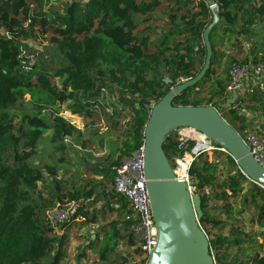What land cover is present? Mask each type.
<instances>
[{"label": "trees", "instance_id": "obj_1", "mask_svg": "<svg viewBox=\"0 0 264 264\" xmlns=\"http://www.w3.org/2000/svg\"><path fill=\"white\" fill-rule=\"evenodd\" d=\"M213 2L219 22L209 33L210 67L173 104L212 105L242 138L255 132L264 140V76L245 86L230 106L226 94L235 64L249 65L251 74L255 66L264 67V0ZM46 6V0H0V264H63L67 242L57 236L58 225L36 196L46 170L55 177L48 207L56 200L62 206L66 198L56 175L81 132L62 116V105L70 102L68 110L87 128L88 121L100 119L97 108L114 131L126 111L131 113L119 142L123 155L114 159L109 154L90 168L113 184L122 157L143 146L152 106L202 71L207 57L203 35L214 15L205 0H70L62 11ZM158 11L164 23L151 27ZM35 28L48 42L44 52L49 58L39 62L30 60L23 42ZM102 88L109 94L117 88L118 99L111 101ZM48 131L53 151L43 155L50 156L49 164L38 156ZM178 131L163 145L172 168L174 157L183 153L177 150ZM208 154L200 155L189 173L215 263L264 264V188L246 178L229 154ZM99 187L76 188L68 195L72 201L92 198ZM108 189L98 191L104 198L100 210L90 214L80 208L76 214L88 224L97 223L96 214L110 221L96 229L85 249L96 250L99 264H146L136 248L129 201ZM123 242L135 246L130 260L114 255Z\"/></svg>", "mask_w": 264, "mask_h": 264}, {"label": "water", "instance_id": "obj_2", "mask_svg": "<svg viewBox=\"0 0 264 264\" xmlns=\"http://www.w3.org/2000/svg\"><path fill=\"white\" fill-rule=\"evenodd\" d=\"M214 11L213 21L204 32L207 49L205 65L192 80L173 87L151 108L144 127V174L154 223L158 229L157 245L147 264H216L210 241L199 224L201 200L190 193L187 184L176 179L163 145L167 136L183 128L201 132L224 148L244 174L264 188V166L258 163L244 139L222 117L217 108L208 106H176L174 99L194 87L206 74L211 63L209 33L219 22V11L213 0H205ZM238 97L233 92L227 100L232 105Z\"/></svg>", "mask_w": 264, "mask_h": 264}, {"label": "rangeland", "instance_id": "obj_3", "mask_svg": "<svg viewBox=\"0 0 264 264\" xmlns=\"http://www.w3.org/2000/svg\"><path fill=\"white\" fill-rule=\"evenodd\" d=\"M68 1L70 0H46V8L53 11H62ZM163 17L164 14H162V11L156 12L153 17L154 19L149 22V25L151 27L162 26L164 23ZM160 30L162 31V29ZM23 42L26 55L30 58V60L39 62L42 60V58H49L48 55H45L47 53L44 52V48L48 47V42L36 28L34 29V36L24 40ZM254 79L255 78L251 73H249L248 69H244L242 83L240 84V87L237 91L238 95L244 94L246 90L245 86H248L251 84V82H254ZM226 94L228 98L232 95H229L227 92ZM108 98L111 101L117 100L118 89H113L108 95ZM69 105L70 102H66L62 105V116L75 127H77L78 130H80L81 135H76L74 137L73 149L69 153L65 154L67 159L64 163V168L56 175L57 181L62 188L61 193L66 194V198L62 206L73 202L71 197L68 195L69 191H73L76 188H91L93 184H96V186L100 185L92 198H81L78 201L81 205L80 208H82L83 211H89L91 214L94 209L100 210L102 207V202H104V198L101 197L102 195L99 194L98 191H101L103 187H107L109 188L108 191H111L113 184L111 182L109 183L107 180H102L99 176H94L91 173L90 168L95 165L93 163L100 164L109 154H112L114 159H118V157L123 155V153L119 151V142L121 141L122 133L125 131V127L131 118V113H129V110L126 111L125 118L120 120V126L115 131L110 128L109 123L106 122L100 115L101 112L99 114L100 119L88 121L89 126L87 128L85 127V123L82 118L68 110L67 107ZM247 114L250 115L249 112H247ZM254 126V128L259 127L258 123L254 124ZM50 137L51 131H48L44 135L43 141L39 146L38 156H44V152L50 153L53 151V146L50 144ZM67 139L70 141L69 138ZM83 142H85V146H83ZM208 156L210 158L212 157L211 152H209ZM126 158L128 157H122L121 162ZM44 161L49 164L50 156H44ZM226 168L227 167L222 168V172L227 173ZM44 172V177L38 184L36 196L39 199L40 206L44 209L43 212L49 215L52 211L59 207V203L56 200L53 206L48 207V204L53 202L51 199V194L55 186V177L46 170H44ZM92 180H96V182H92ZM78 212L80 211L78 210ZM75 217L77 216L75 215L65 223L59 224L55 227L57 236L61 237L63 240H66L65 242H67L63 264H99L98 256L95 255L96 250L85 248L89 246L91 243L90 241L95 238L93 233L96 231V229L110 221L105 222L99 214H96V224H88L85 221L83 222V218L80 215L76 218V220H74ZM112 218V216H109L110 220H112ZM133 248L135 249V246ZM133 248L127 246L123 242L120 244L114 255L116 258L117 256H123L130 260V258L135 257ZM80 252H84L83 257L79 256Z\"/></svg>", "mask_w": 264, "mask_h": 264}, {"label": "built area", "instance_id": "obj_4", "mask_svg": "<svg viewBox=\"0 0 264 264\" xmlns=\"http://www.w3.org/2000/svg\"><path fill=\"white\" fill-rule=\"evenodd\" d=\"M31 7L33 8V5ZM244 69H248L249 73H251V67L248 65H243L241 67L235 64L231 69L230 74L232 80L226 88V92L229 95L238 91L242 83ZM263 74L264 67L262 65L255 66L252 70V76L255 78L253 84L259 82ZM101 92L104 95H109L106 88H102ZM97 111L99 113L101 112L98 108ZM186 131H190V133ZM178 136L179 142L177 150L183 153L174 157L173 161L175 165L173 167V172L177 180L187 184V189L192 194L194 193V187L191 184L189 172L193 162L196 161L200 155L205 153L215 150L223 153H227V151L222 147H217L216 144L204 134L191 128L179 129ZM244 141L255 160L264 166V140H260L255 132H248ZM143 154L144 144L140 149L131 153L128 158L121 162L116 169L113 190L116 194L124 196L130 203V208L136 218L133 227L135 238L138 241L136 248L142 254L141 259L147 264L149 255L157 245L158 229L153 220L151 203L146 188ZM239 170L248 178L240 168ZM80 207L81 205L78 201H73L67 205L59 206L48 216L54 225L63 224L71 217H74Z\"/></svg>", "mask_w": 264, "mask_h": 264}, {"label": "crops", "instance_id": "obj_5", "mask_svg": "<svg viewBox=\"0 0 264 264\" xmlns=\"http://www.w3.org/2000/svg\"><path fill=\"white\" fill-rule=\"evenodd\" d=\"M186 132L190 133V131H186ZM131 248H133V247H131Z\"/></svg>", "mask_w": 264, "mask_h": 264}]
</instances>
